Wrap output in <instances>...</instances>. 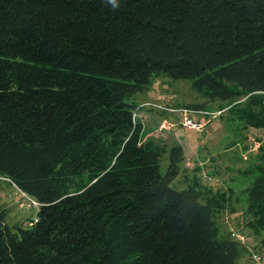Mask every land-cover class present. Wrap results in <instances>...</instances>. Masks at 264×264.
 I'll use <instances>...</instances> for the list:
<instances>
[{
    "label": "trees",
    "instance_id": "trees-1",
    "mask_svg": "<svg viewBox=\"0 0 264 264\" xmlns=\"http://www.w3.org/2000/svg\"><path fill=\"white\" fill-rule=\"evenodd\" d=\"M117 3L0 0V178L38 204L25 226L0 211V264H239L247 247L216 223L228 191L196 177L177 190L182 148L160 173L165 149L143 139L132 99L152 77L187 80L264 131V0ZM253 171L241 218L258 237Z\"/></svg>",
    "mask_w": 264,
    "mask_h": 264
},
{
    "label": "rangeland",
    "instance_id": "rangeland-1",
    "mask_svg": "<svg viewBox=\"0 0 264 264\" xmlns=\"http://www.w3.org/2000/svg\"><path fill=\"white\" fill-rule=\"evenodd\" d=\"M132 101L136 105L133 116L141 124L143 139H150L165 149L160 173L165 170L169 148L181 146L184 159L174 186L177 190L184 188L196 177L213 190L228 191V206L216 217L219 231L247 247V254L240 258L239 264H264V242H261L264 235H250L242 228L241 218L244 207L241 191L252 181L254 168L264 165V131L242 129L237 121H227L226 112L220 114L216 103L198 97L187 80L152 77L148 89ZM193 105L207 109L193 114L195 111L189 109ZM150 107L161 111L157 113ZM182 110L188 112L192 121L189 127L182 124L185 115ZM197 127L200 129L196 130ZM247 170L250 172L242 174ZM22 200L25 199L18 190L0 178V211L6 226H25L36 217L38 207L22 206Z\"/></svg>",
    "mask_w": 264,
    "mask_h": 264
},
{
    "label": "built area",
    "instance_id": "built-area-1",
    "mask_svg": "<svg viewBox=\"0 0 264 264\" xmlns=\"http://www.w3.org/2000/svg\"><path fill=\"white\" fill-rule=\"evenodd\" d=\"M154 108V107H153ZM165 109V108H164ZM166 110V109H165ZM183 111V113H185V115L183 116V118H182V124L184 125V126H186V127H189V126H191L192 125V121H191V119L189 120V117H188V112L186 111V110H182ZM196 114H199V112H196ZM201 114V113H200ZM207 116H211V114H209V115H207ZM188 118V119H187ZM200 129V127H197V129L196 130H199ZM19 192V194L21 195V197L23 198V199H25V200H22L21 202H20V204L22 205V206H25V207H38V204L36 203V202H34L32 199H30V198H28L25 194H23V193H21L20 191H18ZM33 222H35V219L33 220ZM28 225H30V224H28Z\"/></svg>",
    "mask_w": 264,
    "mask_h": 264
},
{
    "label": "clouds",
    "instance_id": "clouds-1",
    "mask_svg": "<svg viewBox=\"0 0 264 264\" xmlns=\"http://www.w3.org/2000/svg\"><path fill=\"white\" fill-rule=\"evenodd\" d=\"M108 3L112 5L113 9H116L119 7L117 0H108Z\"/></svg>",
    "mask_w": 264,
    "mask_h": 264
}]
</instances>
